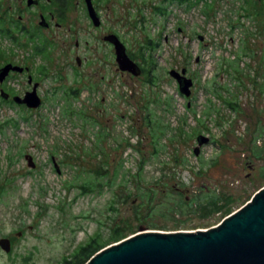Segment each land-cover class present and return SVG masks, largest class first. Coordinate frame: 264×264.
<instances>
[{
    "label": "rangeland",
    "instance_id": "374dc122",
    "mask_svg": "<svg viewBox=\"0 0 264 264\" xmlns=\"http://www.w3.org/2000/svg\"><path fill=\"white\" fill-rule=\"evenodd\" d=\"M84 2L72 0L53 25L64 34L48 35L58 44L45 62L43 105L25 112L0 100V239L11 240L0 264H58L92 236L105 248L140 227L207 230L264 187V0H94L98 26ZM24 7L0 0V15L16 21ZM35 10L24 24H37ZM109 34L142 75L119 70L102 44ZM76 39L98 46L102 69L71 72L63 49L74 56ZM14 46L0 37V51ZM172 70L192 81L188 97ZM11 85L23 94L26 80Z\"/></svg>",
    "mask_w": 264,
    "mask_h": 264
},
{
    "label": "water",
    "instance_id": "95a60500",
    "mask_svg": "<svg viewBox=\"0 0 264 264\" xmlns=\"http://www.w3.org/2000/svg\"><path fill=\"white\" fill-rule=\"evenodd\" d=\"M84 1L89 19L98 26L100 21L92 0ZM32 2L28 0L27 3L31 5ZM39 24L43 26V20ZM104 40L114 46L119 70L134 76L140 74L139 67L129 58L125 46L115 35H108ZM11 69L20 70L6 65L0 69V80ZM169 75L177 82L180 94L188 97L192 81L184 76L185 71L172 70ZM1 96L6 97L3 92ZM14 101L30 108L40 104L35 92L28 93L23 100L14 98ZM203 142L206 139L197 138L198 147ZM25 158L28 166L34 168L31 158ZM139 231L142 232L99 250L85 264H264V187L238 211L210 229L161 233L143 232L140 227ZM0 248L9 253L10 240L0 239Z\"/></svg>",
    "mask_w": 264,
    "mask_h": 264
},
{
    "label": "flooded vegetation",
    "instance_id": "af4514ba",
    "mask_svg": "<svg viewBox=\"0 0 264 264\" xmlns=\"http://www.w3.org/2000/svg\"><path fill=\"white\" fill-rule=\"evenodd\" d=\"M19 1L20 4H24L25 9L13 10L16 14H18L16 21L13 20V14L10 13V11L7 9L4 10V12H2V14L0 15V18H2L4 21L2 27L6 31L5 34L0 32V37L5 36V38H7L13 44V47H15L14 45H17V49L15 51L11 50L8 54H5L0 51L2 53L0 54V60L2 61L0 64V69H2L6 65H11V67L13 68L15 67L20 69H11L2 78V80H0V100L7 105H14L22 111L30 112L35 111L43 105L44 98L43 96L38 95V91L41 87L42 78L45 77L48 71V67L45 62L50 63L53 60V56H51V52L49 51L53 50L55 44H58L54 40V37L50 36V39L48 35L64 34L60 32H55L53 31V29L54 27L60 26L59 21L63 19L65 14L63 15L62 12L59 10L55 0H32L33 2L31 3V5H28V0ZM92 5L94 7V0H92ZM32 9H36L34 11L33 17L38 18L39 21L37 22V24H35V21L34 23L31 22L30 24H28L27 22H25L24 24V14L28 13V10ZM66 11L67 10H65L64 12L66 13ZM85 12L87 14L86 6ZM42 20L44 23L43 26L39 24ZM109 35H115L118 38L116 34ZM104 37H106V35L101 38V40L103 41L102 44H104L107 49L113 50L115 59L114 46L108 41H105ZM74 44V56L71 55L72 50H66V48L63 49L65 54L66 52H69L71 59L75 62V67H70L72 73H76V67L80 68L91 63L95 64L97 69H102L100 64L104 62L105 58L104 56L102 57V55L99 54L98 46H95L94 50H92L88 42H85V47L81 48L78 39L75 40ZM80 49L87 55H89L88 52L92 53L95 50L96 52L93 56L80 57L77 54ZM129 58L134 63H136L132 59V57L129 56ZM136 64L140 69V75H142L144 71L143 67L139 63ZM18 78H24L26 80L25 91H23V94H21L20 90L15 89L11 85V83L16 82ZM1 92H3V94L6 96L5 98L1 96ZM32 92H35V95L40 100V104L36 108H30L24 103L18 104L14 101V98H19L23 100L28 93Z\"/></svg>",
    "mask_w": 264,
    "mask_h": 264
},
{
    "label": "trees",
    "instance_id": "16d2710c",
    "mask_svg": "<svg viewBox=\"0 0 264 264\" xmlns=\"http://www.w3.org/2000/svg\"><path fill=\"white\" fill-rule=\"evenodd\" d=\"M71 1L72 0H55L57 7L59 8V10L62 12L63 15L65 14L64 12L65 10L68 11L69 9L68 5H70ZM171 1L172 3H176L177 5L187 4L188 7H192L194 4H199L204 0H171ZM208 2L209 1L204 2L205 8L207 10H211L212 6L209 4L210 2L209 3ZM156 11L160 15H164L165 13L164 10L160 8H156ZM3 24L4 21L2 18H0V32L5 34L6 31L2 27ZM0 54L2 53L0 52ZM144 61H146V58ZM114 233L117 236H121L122 234V232H120V230L118 231V229L117 230L114 229ZM103 244L105 243L102 242V240H100L98 235L92 236L85 244L78 246L77 249H75L72 253L62 257V259L58 262V264H85L91 258V256H93L96 252H98L104 247Z\"/></svg>",
    "mask_w": 264,
    "mask_h": 264
}]
</instances>
